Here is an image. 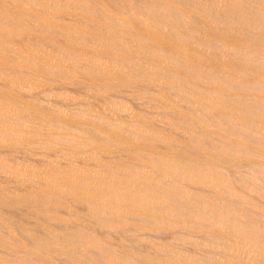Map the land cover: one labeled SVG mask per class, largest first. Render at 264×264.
Here are the masks:
<instances>
[{"label": "bare ground", "instance_id": "1", "mask_svg": "<svg viewBox=\"0 0 264 264\" xmlns=\"http://www.w3.org/2000/svg\"><path fill=\"white\" fill-rule=\"evenodd\" d=\"M0 264H264V0H0Z\"/></svg>", "mask_w": 264, "mask_h": 264}, {"label": "rangeland", "instance_id": "2", "mask_svg": "<svg viewBox=\"0 0 264 264\" xmlns=\"http://www.w3.org/2000/svg\"><path fill=\"white\" fill-rule=\"evenodd\" d=\"M40 116H44L43 114H39ZM46 118V116H44Z\"/></svg>", "mask_w": 264, "mask_h": 264}]
</instances>
